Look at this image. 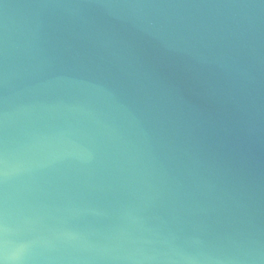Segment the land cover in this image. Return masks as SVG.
I'll list each match as a JSON object with an SVG mask.
<instances>
[{
    "label": "water",
    "instance_id": "obj_1",
    "mask_svg": "<svg viewBox=\"0 0 264 264\" xmlns=\"http://www.w3.org/2000/svg\"><path fill=\"white\" fill-rule=\"evenodd\" d=\"M0 264H264V0H0Z\"/></svg>",
    "mask_w": 264,
    "mask_h": 264
}]
</instances>
